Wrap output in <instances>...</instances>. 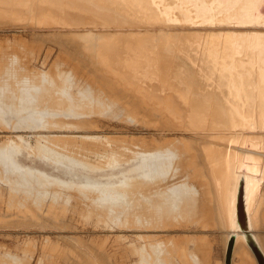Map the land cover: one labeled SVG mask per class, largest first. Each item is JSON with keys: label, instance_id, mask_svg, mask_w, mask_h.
Segmentation results:
<instances>
[{"label": "bare ground", "instance_id": "6f19581e", "mask_svg": "<svg viewBox=\"0 0 264 264\" xmlns=\"http://www.w3.org/2000/svg\"><path fill=\"white\" fill-rule=\"evenodd\" d=\"M215 2L232 11L215 7ZM252 2L194 0L193 3L222 13L217 19L221 22L244 25L251 22L246 21V14ZM183 3L186 2L0 0V31L13 32L0 37V42L17 48L15 50L24 59L22 65L30 63L28 66L35 71L54 73L60 86L82 95L87 102L83 109L92 118L125 128L128 133L150 135L160 147L145 152L124 146L101 147L103 144L91 148L86 144L81 149L83 153L78 157L71 153V159L58 156L45 147L37 150L51 165L67 161L65 174L78 173V176L71 175L81 179L78 180L80 186L76 185L80 187V194L91 196L93 193L98 200L103 197L102 203L109 207L96 204L97 208L106 209V214L117 219L118 224L129 225L130 230L116 225L115 228L142 233L133 239L140 243L141 236L152 237L155 241L164 237L169 245L165 248L163 264H223L212 255L211 248L217 239L206 234L218 229L223 248L230 237L234 239L231 264H257L247 244V234L252 232L264 255V237L260 233V229H264V35H235L212 32L217 28H190L198 23L188 17L185 8L168 18L160 7ZM256 48L262 52L255 51ZM10 64L11 67H6L0 61V93L7 91V101L13 100L16 105L31 106L20 112L38 113L35 121L47 122V125L49 119L57 115L71 118L83 115L75 108L78 101H66L62 88L54 80L45 75L26 76L24 66L19 69L12 67L15 62ZM14 111L9 107L5 110L7 123L13 120L10 116ZM0 129L29 132L34 140L46 142L67 132H77L56 126L39 132L33 125L29 129L16 130L2 125ZM8 138H21L32 145L31 137ZM4 149L1 156L4 154L7 168L0 173L2 193L8 190L4 181L9 174L16 183H26L33 176L44 181L54 180L48 172L22 166L14 147ZM175 161L180 166L178 171L173 165ZM113 168L119 169L117 176L111 178L107 174ZM164 170H171V174L177 171L176 177L184 182L181 185H176L178 181L162 184ZM5 171L9 174L4 175ZM85 175L98 180L85 181ZM103 175L113 179L114 185L108 186L109 190L104 185L108 191H101L105 189L103 186H97L98 189L90 185L89 189L84 187L88 182H101ZM242 183L247 227L251 232L238 233L241 226L236 221V203ZM188 184L196 186L200 192ZM39 193L32 199L24 197L23 202L15 206L1 204L0 223L13 221L9 217L15 214L24 222L13 227L41 231L60 229L54 225L60 224L59 221L52 224L43 218V212L51 209L65 214L72 212L60 205L58 197ZM171 219L183 222L163 230H141L152 224L160 227ZM197 227L200 235L186 234ZM117 239L127 240V237ZM62 241L54 242L44 237L36 243L26 238L14 253L0 247V264H30L35 255L36 264L46 260L51 264H119L118 260L112 263L104 256L99 249L102 243L84 247L83 254L79 247L65 239Z\"/></svg>", "mask_w": 264, "mask_h": 264}, {"label": "rangeland", "instance_id": "374dc122", "mask_svg": "<svg viewBox=\"0 0 264 264\" xmlns=\"http://www.w3.org/2000/svg\"><path fill=\"white\" fill-rule=\"evenodd\" d=\"M10 34H13V32L12 31H0V37L7 36V35L9 36ZM15 49L17 50V48H13L11 45H6L0 42V61H2L3 65H5L6 67H11L10 63L15 62V64H12V67H17L21 69V67L24 66L26 70L25 69L23 70L26 71L25 72L26 76H30V77L41 76L42 77L45 75L50 80H54L57 86L62 88V92L65 94L64 98L66 101L67 99H69L70 103H74L76 100L79 102V103L77 102V104L75 105V108L82 111L83 115L81 117L77 116L73 118L57 115V116H54L52 119H49L50 123L49 125H47L48 124L47 122L43 123V121L42 122L35 121V119L38 118L40 115V114L37 115L38 113L31 114L27 112H24V113L20 112L23 109L31 108V106H26L25 104L16 105L15 101L13 100L12 102L9 99L7 101L6 99L7 91H5L6 92L4 93L5 95L0 93L1 94L0 95V119H2V121L0 120V127L4 125L10 129L13 128L14 130H16L19 128L29 129V127L33 125L35 128L37 127L39 129V132H41L42 130L44 131L46 129H49L52 126H56L58 129H67V130L75 129L77 131V132H71V133L67 132L64 135L58 136L59 138H56V139L53 138V139H50L48 142H46L41 139L34 140L33 135L29 132L14 133V132H9L8 130H5V129L4 130L0 129V150H1L0 152V173L2 172L3 168H7V163H6L4 154L1 156L2 149L5 150L4 147L6 148V146H11L15 148L16 154L18 155L17 160L20 164H22V166L32 167V168H35L45 173L48 172L47 174L50 175L52 179H54L53 181H44L43 179H38L36 177L34 178L33 176L31 179L32 181L30 180L26 183H24L23 181L22 182L20 181L16 183L15 182L16 180H14L10 176V174L7 171H5L6 174L4 173V175L9 174L5 176V178L7 179L6 180L4 179L5 180L4 182L7 185L8 190L6 193L5 191L4 193L0 191V205L6 204L8 206H15V205H18V203L23 202L22 200L24 199V197L28 199H32L33 196L38 197L40 195L39 192H42V193L45 192V194L47 193V195L49 194L53 196L54 198L58 197L57 200L60 203V205L69 209L74 214L73 215L72 213H67V214L61 213L60 211L55 210V209H51L49 212L44 211L42 215L43 218H45V220H49L51 223L55 220L59 221L60 224L58 225L54 224V225L58 226L60 229L45 228L42 231L36 230V229H20V228L13 227L16 224H19L20 222H24V220L21 218H16L15 214L14 215L11 214L12 216L9 217V220L12 219L13 221H10L8 223H0V247L9 249L12 253H14L15 251L18 250V248L22 246L21 243L26 238L34 239L36 243H40V241L44 237H49L54 242H63L62 240L65 239L72 246L79 247L78 249H80V251L83 254L85 253L84 247H95L97 244L102 243L103 245H101L99 249L100 251L104 253L105 257L111 260L112 263H115L116 260H118L119 264H149L150 262L152 264H163V258L165 256V248L167 245H169L168 242L164 240V237L156 240L157 241V244H156V241L152 239V237H150L149 239L147 236H141L139 238V240L141 241L140 243L139 241H136L133 239L142 233L125 232V231L123 232L122 230L115 228V225H116L121 229L123 228L125 230H130L127 228L129 225L118 224L117 219H115L113 216L106 214L105 212L106 209H103L102 211V208L101 210L97 208L98 205L99 206L103 205L102 207L105 206L104 208H106V206L109 207L108 206L109 204L107 205V203H105L106 204L105 205L104 203H102L103 197L99 198L98 200V197L96 198L97 196L95 194L96 192L94 193L95 195H93L92 193L91 196H84L83 194H80V191L78 190V188H80L78 187L80 186L78 184V180H81V179H79L80 177H75V176H78V173H69L70 175H68V173L65 174L64 167L68 165L67 161H61L63 166L58 163L57 165L56 164L51 165L49 164L47 160H45L43 153L37 151L38 149H40V147H45L49 149L50 151H53L58 156L60 155L67 156L68 159H71L70 157L72 155L71 153H73L74 157L80 156L79 154L83 153L81 149L84 148L83 146L86 144H87L86 147L91 146V148H97L96 144H103L102 146L101 145L99 146L104 147L106 145L105 148H109V147L116 148L118 146H124L129 150L145 151V152H152L154 150L160 149L158 144L154 141L153 137L150 135H139L136 133H128L125 128L114 127L108 123H105L104 121L98 120L94 117L92 118L91 116L87 114L86 110L83 109L84 104L87 102L84 100L82 95L68 91L67 89L60 86L55 80L54 73H51L49 71H46V72H42L39 70L35 71L31 69L30 66H28L30 63L22 65L24 59L23 57H21L20 54L17 53ZM8 107L10 109L15 110L14 113H12V115L10 114L11 115L10 118L13 117L12 118L13 120L9 123L6 122V118H5V116L8 115L6 114L7 112L5 113V110ZM46 108H41V109H46ZM51 113H55V112L51 111ZM65 121L68 123L71 122L70 123L71 125L59 123V122H65ZM79 128H82V129H79ZM14 136H23L25 138L31 137L32 145L26 144L24 141H22L21 138H20L21 140L15 139V138H8V137H14ZM185 136L188 139L191 138L187 135ZM91 137H95L96 139L91 140V141L83 140V139H88ZM188 142L190 143V141ZM42 149L43 151L46 150L44 148ZM73 150H79V151L75 153L73 152ZM165 150L166 151L168 150L169 153L172 154V152H170L169 149L165 148ZM28 151L33 153V155H29L27 153ZM40 154L43 157L37 156ZM173 165H176L177 171H178L180 166L177 164L176 161H175V164ZM59 166L61 168H59ZM114 166L117 167L116 165ZM118 169L119 168H116L117 171L115 170V168L109 169V171L111 172L110 174L108 173L107 176L111 175V178L116 177ZM177 171L172 174H171V170L169 171L166 170L165 172H163L162 184H166L167 182L177 183L178 181L176 185H181V183H183L184 181L179 179V177H176L178 176ZM32 173H35V172H32ZM71 174H75V176H72ZM113 174L115 176H113ZM107 176L106 175L101 176V182H88L89 184L84 187L89 189L90 187L88 186L90 185L91 187H97V186L102 187L103 186V188H105V186L107 185L106 187L108 188V186L112 185L110 186L111 188L114 185L112 183L113 179H110V177H107ZM92 178H96V177L90 176V175L83 176V180L86 179L85 181H90V180L97 181L98 180V179H92ZM69 179H72V181L71 180L69 181ZM0 180H2V178H0ZM9 180L13 181V183L11 182L9 183ZM58 180L63 181V182H58ZM107 180H110L111 184ZM67 182L70 184L72 183V184L65 185ZM61 183L64 185H62ZM188 185L192 187L193 189H195L196 192H200V190H198L196 186H193L192 184H188ZM67 186H71V187H67ZM98 188L100 187H97L95 189H98ZM110 188H108V190ZM102 190L108 191L106 188L101 189V191ZM69 199H73V200L70 201ZM97 202H100V204ZM80 203H85L86 205L84 204L81 205ZM96 204L98 205L96 206ZM28 218L31 219L30 221H33L32 220L33 217L31 215H29ZM7 219L8 218H6L5 220ZM182 222L183 221H178L177 219H171L169 223L161 225L160 227H156V224H152L148 227L145 226L144 229L141 228V230L142 231H148L152 229L163 230L166 227L171 228V227H174L176 224H179ZM45 224L49 225L47 223ZM1 225L3 226L9 225L11 227L9 226L2 227ZM199 230L200 228L198 227L191 228L186 234L200 235L197 232ZM260 230H261L260 232L261 236L264 237V229H260ZM206 234L212 238L217 239V241L213 243L212 248H211L212 255L214 257H217L224 264L225 248H223V246L221 245L220 233L218 229L208 232ZM118 237H127V240L126 239L118 240L117 239ZM73 250H75V248ZM141 253H142V256H141ZM142 258H144L143 261H141ZM36 259H37V255H35L33 259H31L30 264H36ZM40 264H51V262L46 260V261L40 262Z\"/></svg>", "mask_w": 264, "mask_h": 264}, {"label": "water", "instance_id": "95a60500", "mask_svg": "<svg viewBox=\"0 0 264 264\" xmlns=\"http://www.w3.org/2000/svg\"><path fill=\"white\" fill-rule=\"evenodd\" d=\"M182 1L186 3L181 4V6L174 5L175 7H166L165 5H163L160 7H163L164 11H166V13L168 14V18L173 17L172 15L175 12H179V10L185 8L188 17H191V19H194V22L198 23L195 25H190V28H194V29L217 28L218 30H213L212 32L215 33L230 32L235 35L238 34L264 35V29H262L264 28V22H262V20L264 19V3H262L261 0H253L252 7L250 8V10H248L247 12L248 14H246V21H251V22L244 25H238L234 21L221 22L217 19L220 18V15L222 16V13H220L216 9L213 8L210 11L208 9H203V7L205 6L203 5L198 6V3L197 4L193 3L194 0L193 1L182 0ZM213 4H215V7L221 6L219 8H224L230 12L232 11V8L228 9V7L224 5H217L216 2ZM172 22L174 25H178L177 22L175 21ZM226 28H231V29H226ZM255 51L260 53L262 52V50L259 48H256ZM243 196L244 194H243V183H242L239 186L237 203H236V221L238 222L239 227L241 226L237 230L238 233L251 232V230L247 227V215L245 212ZM247 236H249L248 239L249 241H247V244L257 264H264V255L258 248L255 240L253 239L252 232L247 234ZM233 247H234V239L230 237L225 246L224 264H231Z\"/></svg>", "mask_w": 264, "mask_h": 264}, {"label": "snow or ice", "instance_id": "6c2138e0", "mask_svg": "<svg viewBox=\"0 0 264 264\" xmlns=\"http://www.w3.org/2000/svg\"><path fill=\"white\" fill-rule=\"evenodd\" d=\"M262 3H264V0H261Z\"/></svg>", "mask_w": 264, "mask_h": 264}]
</instances>
